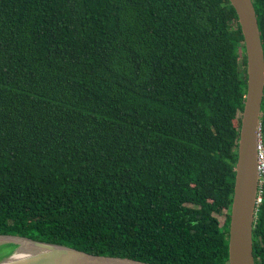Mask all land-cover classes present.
<instances>
[{
  "label": "trees",
  "instance_id": "trees-1",
  "mask_svg": "<svg viewBox=\"0 0 264 264\" xmlns=\"http://www.w3.org/2000/svg\"><path fill=\"white\" fill-rule=\"evenodd\" d=\"M247 85L230 0H0V234L229 264Z\"/></svg>",
  "mask_w": 264,
  "mask_h": 264
},
{
  "label": "water",
  "instance_id": "water-1",
  "mask_svg": "<svg viewBox=\"0 0 264 264\" xmlns=\"http://www.w3.org/2000/svg\"><path fill=\"white\" fill-rule=\"evenodd\" d=\"M236 9L245 38L248 56V85L244 103L238 160L229 231V264H256L253 229L258 209L257 138L261 127L264 99V49L253 0H230ZM0 244H15L17 249L29 244L28 256L12 259L11 254L0 264H158L131 257L102 255L63 244L30 237L0 234Z\"/></svg>",
  "mask_w": 264,
  "mask_h": 264
},
{
  "label": "built area",
  "instance_id": "built-area-1",
  "mask_svg": "<svg viewBox=\"0 0 264 264\" xmlns=\"http://www.w3.org/2000/svg\"><path fill=\"white\" fill-rule=\"evenodd\" d=\"M257 150V169H258V198L257 203L259 204L262 200V193L264 190V134L262 127H260L259 135L256 144Z\"/></svg>",
  "mask_w": 264,
  "mask_h": 264
},
{
  "label": "bare ground",
  "instance_id": "bare-ground-1",
  "mask_svg": "<svg viewBox=\"0 0 264 264\" xmlns=\"http://www.w3.org/2000/svg\"><path fill=\"white\" fill-rule=\"evenodd\" d=\"M4 245V244H0ZM33 250L30 248L29 244H24L22 248L16 249L13 253H11V258L12 259H20L23 257L28 256L29 253H31Z\"/></svg>",
  "mask_w": 264,
  "mask_h": 264
},
{
  "label": "rangeland",
  "instance_id": "rangeland-1",
  "mask_svg": "<svg viewBox=\"0 0 264 264\" xmlns=\"http://www.w3.org/2000/svg\"><path fill=\"white\" fill-rule=\"evenodd\" d=\"M224 220V216L221 217ZM15 244H4L0 246V260L6 258L8 255L13 253L17 248Z\"/></svg>",
  "mask_w": 264,
  "mask_h": 264
}]
</instances>
